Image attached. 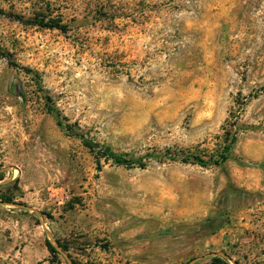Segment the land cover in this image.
Instances as JSON below:
<instances>
[{
	"label": "rangeland",
	"instance_id": "rangeland-1",
	"mask_svg": "<svg viewBox=\"0 0 264 264\" xmlns=\"http://www.w3.org/2000/svg\"><path fill=\"white\" fill-rule=\"evenodd\" d=\"M0 9V264H264V0ZM229 132L223 167L162 158L216 159Z\"/></svg>",
	"mask_w": 264,
	"mask_h": 264
},
{
	"label": "trees",
	"instance_id": "trees-1",
	"mask_svg": "<svg viewBox=\"0 0 264 264\" xmlns=\"http://www.w3.org/2000/svg\"><path fill=\"white\" fill-rule=\"evenodd\" d=\"M0 14H5L4 10L0 9ZM17 19H21L20 17H17ZM33 23H35L37 26H40L42 28H50V29H56L59 30L61 32H66L67 31V26L54 21V20H50L48 22H45L44 20H38L37 18H35L33 20ZM0 55L7 58L9 60L10 65L17 67V65L12 62L11 59V55L8 53H2L0 52ZM27 72H30V70H26ZM50 113L53 114L54 116H56V123L57 126L61 129L66 131L67 133H69V135L78 137L81 142L83 143V145L92 153L94 154L97 158L99 159H105V160H112L114 161L117 165L120 166H125V167H132L134 165H139V167L143 168L144 167V163H143V157L141 158H137V159H128L125 156L119 155L117 153H115L114 151H112L110 148H106L103 146H100L97 143H94L92 140L89 139V137L82 132H75L78 130H75L74 127L66 125L64 126L62 121L59 118V115L57 114V112H55L54 109L50 110ZM228 138L227 141L223 147L222 152L217 156V158H210L209 160H206L204 157L196 155V154H186L185 152H181L180 154H178L177 156H175V158H173L174 156L172 155V153L167 152L166 154L162 155V158H168V159H183L185 161L188 162H192L193 164H197L201 167H208V166H217V167H223L230 159L231 157V152L233 149L234 144L237 141V137L236 134L229 132L227 134ZM0 203L4 204H11L13 203V199L9 196H2L0 197ZM216 223L218 222L217 225L212 226L213 229H218V228H222L223 227V221L222 220H217L215 221ZM208 223V222H207ZM214 223V222H212ZM202 225H207V227L209 226V224H202ZM207 229V228H206ZM46 246L50 252V254L54 257V258H58L60 257L62 254L60 251L57 250V248L55 246L52 245V243L47 240L46 241ZM211 259L213 260V264H222L223 263V259L219 256H212Z\"/></svg>",
	"mask_w": 264,
	"mask_h": 264
}]
</instances>
